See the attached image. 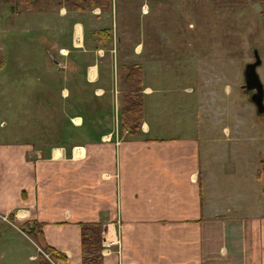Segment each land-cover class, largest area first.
Wrapping results in <instances>:
<instances>
[{"label": "crops", "instance_id": "0c3cea01", "mask_svg": "<svg viewBox=\"0 0 264 264\" xmlns=\"http://www.w3.org/2000/svg\"><path fill=\"white\" fill-rule=\"evenodd\" d=\"M119 5L133 7L130 0L84 10L55 3L46 16L65 17V40H59L60 21L51 29V42L35 45L40 58L33 66L17 63L14 79L31 81L24 92L34 103L25 111L33 115L19 130L10 121L8 138L0 137V217L32 244L15 225L39 223L43 242L65 255L53 264H81L79 222H98L101 232L119 240L117 254L100 249L101 264H264L260 188L253 186L250 169H237L234 158L216 154V141L202 125L188 123L180 135L151 132L148 86L140 89L143 126L133 133L120 129V139L106 136L112 130L113 78L121 97L127 88L119 68L145 63L137 54L141 42L124 37L129 10L116 22ZM228 127L220 131L228 135ZM230 143L225 147L234 151V136ZM28 258L36 260V253Z\"/></svg>", "mask_w": 264, "mask_h": 264}, {"label": "rangeland", "instance_id": "374dc122", "mask_svg": "<svg viewBox=\"0 0 264 264\" xmlns=\"http://www.w3.org/2000/svg\"><path fill=\"white\" fill-rule=\"evenodd\" d=\"M31 1L32 6L26 7L15 0H0L1 138H8L10 121L12 130H19L15 128L27 125V122L30 124L33 115L25 111L30 103H34V96H26L24 92V87L29 88L31 81L14 79L20 73L17 63L27 60L28 66L34 65H31L32 61L40 58L35 45L51 42V29L56 23L61 21V42L67 34L65 17L58 21L56 17L46 16L57 2L68 8L64 0ZM122 1L127 3L128 0ZM130 1L133 7L125 5L121 9L117 6L116 22L123 21L122 12L129 10L124 37L128 43L141 42L137 54L145 62L140 68L144 73L143 83H146L141 88H152L145 98V117L152 127L151 132L161 136L180 135L187 132L188 123L198 122L203 126L204 135L216 141L212 142L216 154L224 159L234 158L237 169H250L253 186H259L261 195L264 169L258 161L259 157H264V109L257 112L249 97L251 90L242 87V69L246 62L253 60V52H256L260 59L256 72L264 91V0ZM79 17L84 23L89 22L86 16ZM111 23L110 40L114 37V22ZM93 50L96 54L101 52V49ZM123 66L119 72L123 71ZM28 71L32 72L31 69ZM115 82L113 78L110 86L112 130L106 136L120 139V132L125 128L121 129L117 124L120 123L121 97ZM92 99L95 105L97 97L94 95ZM262 103L264 105V93ZM6 115L11 117L6 118ZM221 125L229 126L228 135L224 133L226 129L220 131ZM140 126L143 123H139ZM233 136L234 151L225 147ZM230 145L233 147L232 143ZM256 167L261 171L259 180L254 178ZM11 224L7 217H0V264H36V260L29 259L28 255L43 251V242L27 235L33 239V245L15 232ZM15 226L21 229L20 224ZM100 236L104 246L101 245V249H107L104 253L114 250L117 254V237L113 238L110 231L100 232ZM104 243L108 245L105 247ZM117 264L121 262L117 261Z\"/></svg>", "mask_w": 264, "mask_h": 264}, {"label": "trees", "instance_id": "16d2710c", "mask_svg": "<svg viewBox=\"0 0 264 264\" xmlns=\"http://www.w3.org/2000/svg\"><path fill=\"white\" fill-rule=\"evenodd\" d=\"M26 4L25 6H32L31 0H15ZM60 2V1H59ZM109 0H64L66 6L70 9H83L86 6L97 5L101 8H108ZM122 82L126 86V90L121 95V106L119 107V124L121 129L133 133L138 130L139 123L142 116V98H141V68L138 63H131L123 66ZM259 165L264 169V157H259ZM260 168V167H259ZM256 169V176L261 172ZM263 198V212H264V186L261 189ZM79 246H80V262L81 264H101L102 255L100 253V232L101 227L98 222H79ZM22 230L32 238L42 240L40 224L34 220H26L20 224ZM38 244V243H37ZM41 249L36 253L37 264H53L52 261L64 260L65 255L43 242ZM46 256H45V254Z\"/></svg>", "mask_w": 264, "mask_h": 264}, {"label": "water", "instance_id": "95a60500", "mask_svg": "<svg viewBox=\"0 0 264 264\" xmlns=\"http://www.w3.org/2000/svg\"><path fill=\"white\" fill-rule=\"evenodd\" d=\"M260 59L256 52H253V60L246 62L242 69L243 84L246 90H251L249 95L251 102L253 103L255 110L261 112L264 109L262 103L263 99V85L256 72V66L259 64Z\"/></svg>", "mask_w": 264, "mask_h": 264}, {"label": "built area", "instance_id": "2783aa9c", "mask_svg": "<svg viewBox=\"0 0 264 264\" xmlns=\"http://www.w3.org/2000/svg\"><path fill=\"white\" fill-rule=\"evenodd\" d=\"M118 122V121H117ZM116 122V123H117ZM103 244V242H101V245ZM104 245H105V247L108 245V243H104ZM102 247H104L103 245H102ZM105 251H107V249H101V253H104Z\"/></svg>", "mask_w": 264, "mask_h": 264}]
</instances>
